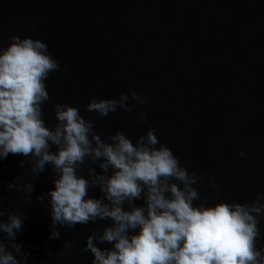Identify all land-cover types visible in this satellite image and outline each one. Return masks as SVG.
<instances>
[{
  "label": "water",
  "instance_id": "water-1",
  "mask_svg": "<svg viewBox=\"0 0 264 264\" xmlns=\"http://www.w3.org/2000/svg\"><path fill=\"white\" fill-rule=\"evenodd\" d=\"M9 35L45 42L58 61L45 82L48 124H55L53 105L66 103L92 120L101 139L121 130L135 142L154 127L184 167L203 173L195 187L208 205L244 203L264 191V0H0V48ZM130 88L147 103L130 99L133 111L107 117L85 111L91 98ZM20 159L0 161V210L24 217L17 242L28 264H90L85 238L108 221L78 223L49 240L47 203L36 197L53 187L51 169L34 177ZM17 176L33 181L31 205L6 188ZM88 195L99 197L98 188Z\"/></svg>",
  "mask_w": 264,
  "mask_h": 264
},
{
  "label": "clouds",
  "instance_id": "clouds-1",
  "mask_svg": "<svg viewBox=\"0 0 264 264\" xmlns=\"http://www.w3.org/2000/svg\"><path fill=\"white\" fill-rule=\"evenodd\" d=\"M37 27L33 22L31 29ZM7 39L0 48V161L19 155V167L27 161L34 177L51 169L53 187L36 197L47 203L49 240L60 239L63 228L106 220L85 238L81 251L90 253V264H264V191L244 203L208 205L195 187L203 173L184 167L159 143L154 127L135 142L121 130L101 139L92 120L66 103L53 105L55 124H48L45 82L58 70V61L39 39ZM130 99L147 103L130 88L118 98H91L85 111L102 117L117 109L131 112ZM138 118L146 121L145 113ZM6 188L33 203L31 179L17 176ZM93 188L99 197L88 195ZM23 224L18 212L0 210V264H28L30 254L17 242Z\"/></svg>",
  "mask_w": 264,
  "mask_h": 264
}]
</instances>
